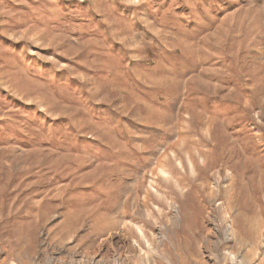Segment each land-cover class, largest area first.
Returning a JSON list of instances; mask_svg holds the SVG:
<instances>
[{
  "label": "rangeland",
  "instance_id": "rangeland-1",
  "mask_svg": "<svg viewBox=\"0 0 264 264\" xmlns=\"http://www.w3.org/2000/svg\"><path fill=\"white\" fill-rule=\"evenodd\" d=\"M202 262L264 264V0H0V264Z\"/></svg>",
  "mask_w": 264,
  "mask_h": 264
},
{
  "label": "bare ground",
  "instance_id": "bare-ground-1",
  "mask_svg": "<svg viewBox=\"0 0 264 264\" xmlns=\"http://www.w3.org/2000/svg\"><path fill=\"white\" fill-rule=\"evenodd\" d=\"M229 179H231V181L232 180H234V178H233V176H232V174H231V176L229 177ZM234 181H232L231 183H233ZM233 184H235V182L233 183ZM233 184L232 185H230V186H228V188H229V190H228V193H231V192H233ZM226 192V191H225ZM211 195H209L211 198H212V195H213V193H210ZM229 204H230V202H229ZM229 204L225 207V208H223V209H229L230 207H228L229 206ZM222 208V207H221ZM230 212V211H229ZM133 232H135L134 230H133ZM129 234V233H128ZM262 235V234H261ZM260 238V237H259ZM217 249H218V247H217ZM245 260V259H244ZM125 263V262H124ZM187 263V262H186ZM202 264H204L203 262H202ZM206 264V263H205Z\"/></svg>",
  "mask_w": 264,
  "mask_h": 264
}]
</instances>
